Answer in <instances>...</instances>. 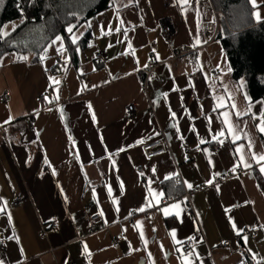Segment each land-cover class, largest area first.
I'll list each match as a JSON object with an SVG mask.
<instances>
[{
	"label": "crops",
	"instance_id": "crops-1",
	"mask_svg": "<svg viewBox=\"0 0 264 264\" xmlns=\"http://www.w3.org/2000/svg\"><path fill=\"white\" fill-rule=\"evenodd\" d=\"M255 3L254 18L258 11L264 23V0ZM120 4L70 36L72 58L62 38L44 59L3 58L0 264H264V162L252 159L264 154L257 129L264 105L251 103L257 118L244 116L247 136L233 142L221 115L231 109L218 101H234L240 111L249 101L245 82L233 79L222 44L211 37V1ZM162 24L172 26L169 43ZM153 44V61L161 64L144 87L138 73L148 67ZM181 47L194 51L170 61ZM59 55L66 64L54 72ZM48 90L53 107L38 103ZM162 136L168 153L145 159L142 146ZM227 173V181L215 183ZM94 214L101 222L91 235L87 219ZM117 237L123 242L115 249Z\"/></svg>",
	"mask_w": 264,
	"mask_h": 264
},
{
	"label": "trees",
	"instance_id": "trees-1",
	"mask_svg": "<svg viewBox=\"0 0 264 264\" xmlns=\"http://www.w3.org/2000/svg\"><path fill=\"white\" fill-rule=\"evenodd\" d=\"M121 1L0 0V67L9 54L19 58L34 55V60H39L56 37L63 39L72 58L70 36L98 14L122 7ZM210 1L221 13L216 39L225 51L233 79L245 82L248 101L264 105V23L256 22L250 0ZM14 22L16 26L2 35L4 26ZM90 38V33H85L78 45L85 48Z\"/></svg>",
	"mask_w": 264,
	"mask_h": 264
},
{
	"label": "built area",
	"instance_id": "built-area-1",
	"mask_svg": "<svg viewBox=\"0 0 264 264\" xmlns=\"http://www.w3.org/2000/svg\"><path fill=\"white\" fill-rule=\"evenodd\" d=\"M221 16V13L216 11L215 9L213 10V21L211 23L208 24V27H210L212 29L211 32V37L212 39L217 38L218 35V24H219V17ZM173 33V29L172 26L170 24H162L161 26V30H160V35L163 39L164 42L169 43L170 37ZM156 50V46L153 44L151 47V53H150V59L151 61L149 62V65L146 69H144L143 71L138 73V76L140 77L142 84L144 87H146L149 78L152 76V74L155 72V70L157 69V67L161 64L158 62H154L153 58H154V53ZM192 51L194 50H190L186 47H181V48H177V49H173L171 52V57H170V61H175L177 59H180L182 57H185L187 55H189ZM100 55H97V58H99ZM66 64V60L62 55H59L56 57V63L54 66V72L59 71L60 69H62ZM80 80H84L83 77L80 78ZM9 96V94H5L3 96V99L7 98ZM45 97H47L48 99L46 100ZM49 101H51V103H49ZM38 103L41 106H47V107H53L55 105V102L52 99V91L48 90L45 94H43L41 97H39L38 99ZM126 115L127 117H132L135 115V107L134 105H129L126 108ZM169 151V146H168V142L166 140L165 137H160L154 141L148 142L146 144H144L142 146V153L145 157V159L150 160L153 159L157 156H160L162 154H166ZM184 156L186 160L190 159V150L189 149H185L184 150ZM230 174H223L219 177H217L215 179V183H221V182H225L230 178ZM180 180V178L178 177V181ZM204 186H201L199 188H197L196 190H200L201 188H203ZM191 192L185 190L183 196L186 199L187 203L189 204V199L191 196ZM21 197L16 199V202L20 201ZM101 222V218L99 215L94 214L88 217L87 219V225H88V230L89 233L91 235L97 234L99 232V228L98 225ZM54 225L53 223L50 225V229H53ZM47 229L44 230L43 234L45 235L47 232ZM256 233H254L255 235ZM123 242V237H117L112 246L113 248L117 249L120 247L121 243ZM3 243V242H2ZM188 245L191 244V242L187 243ZM229 243H224L222 245L223 248L228 247Z\"/></svg>",
	"mask_w": 264,
	"mask_h": 264
},
{
	"label": "snow or ice",
	"instance_id": "snow-or-ice-1",
	"mask_svg": "<svg viewBox=\"0 0 264 264\" xmlns=\"http://www.w3.org/2000/svg\"><path fill=\"white\" fill-rule=\"evenodd\" d=\"M184 3H187V0H184ZM252 4H253V7L254 8H257L258 5H256L255 3V0H252ZM256 19H257V22H262L261 21V17L259 15V12L257 11L256 12ZM121 24H123V21H121ZM73 31V29L70 27L68 28V32L71 33ZM117 32L120 31V28H117L116 29ZM126 34V33H125ZM56 40L57 41H60L61 38L60 37H56ZM73 43H75V38H73ZM201 43V41L199 40V38L197 37L196 39V45H199ZM62 46V45H61ZM159 57H157L158 59ZM22 59H26V57H22ZM41 59H44V57H41ZM55 84H59V81H54ZM191 83V82H190ZM58 98V97H57ZM45 99L47 100L48 98L45 97ZM227 100H232V98L229 96L226 98ZM247 99V97H246ZM49 103H51V101H49ZM251 101H249V105L248 107L244 110V111H240L237 109V106L236 104L234 103V101L231 103V104H226V103H221L220 101H218V104H217V107L218 108H221V107H224V108H230L231 111L228 112H223L221 113V115L224 117V120L222 121V123L225 125V127L228 129V134L231 135L233 137V142L237 141V140H240L244 137L247 136V133L246 132H242L241 130V127H240V121L243 120V117L244 116H249L250 119H256L257 117L255 116V114H252L249 109L251 107ZM215 110V109H214ZM235 117V122H233L232 120V117ZM94 119V117H93ZM259 120H260V124L257 125V129L258 131L261 133V134H264V112H262L259 116ZM209 123H211V120L209 121ZM245 126L247 124V122L245 121ZM225 135V133L223 131L221 132H217L216 134L213 135V139H217V137L219 136H223ZM203 143V141H201ZM220 143H223V141H218ZM249 151H251L252 149V143L251 141L248 142V145H247ZM237 151H243V148H238ZM252 159H255L257 161V163H261V162H264V154H255L253 153L252 154ZM241 162L245 164V167H251L252 165L250 163H247L244 161V158L242 157L241 158ZM260 171L261 173H264V166H261L260 167ZM189 187H191V185H188ZM147 206H151V204L147 205ZM172 207H178V205H173ZM145 209L144 208H141V209H138L137 211H144ZM4 211V208L3 207H0V212ZM163 211H165V213H167V209H164ZM139 223V222H138ZM239 234V232H238ZM141 238L143 239V234L141 233ZM246 239V238H245ZM177 251L179 252L180 249H177ZM195 252L194 249H192L188 255L191 256L193 255Z\"/></svg>",
	"mask_w": 264,
	"mask_h": 264
},
{
	"label": "rangeland",
	"instance_id": "rangeland-1",
	"mask_svg": "<svg viewBox=\"0 0 264 264\" xmlns=\"http://www.w3.org/2000/svg\"><path fill=\"white\" fill-rule=\"evenodd\" d=\"M16 26V23H8L4 26L2 30V35H7L14 27Z\"/></svg>",
	"mask_w": 264,
	"mask_h": 264
}]
</instances>
